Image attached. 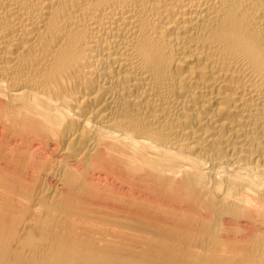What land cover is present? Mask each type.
<instances>
[{
	"label": "bare ground",
	"instance_id": "obj_1",
	"mask_svg": "<svg viewBox=\"0 0 264 264\" xmlns=\"http://www.w3.org/2000/svg\"><path fill=\"white\" fill-rule=\"evenodd\" d=\"M0 264H264V0H0Z\"/></svg>",
	"mask_w": 264,
	"mask_h": 264
}]
</instances>
